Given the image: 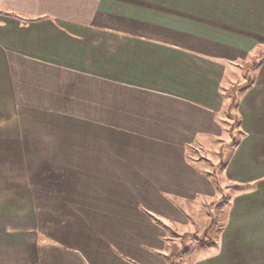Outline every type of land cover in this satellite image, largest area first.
<instances>
[{
  "label": "crops",
  "instance_id": "crops-1",
  "mask_svg": "<svg viewBox=\"0 0 264 264\" xmlns=\"http://www.w3.org/2000/svg\"><path fill=\"white\" fill-rule=\"evenodd\" d=\"M261 48L264 0H0V264H170L226 188L189 263L264 264ZM244 71L215 177L189 150L223 135Z\"/></svg>",
  "mask_w": 264,
  "mask_h": 264
},
{
  "label": "rangeland",
  "instance_id": "rangeland-1",
  "mask_svg": "<svg viewBox=\"0 0 264 264\" xmlns=\"http://www.w3.org/2000/svg\"><path fill=\"white\" fill-rule=\"evenodd\" d=\"M264 53V48H261L258 52V57L250 63L246 65V69L252 68V66L259 62V55ZM252 76V73L250 74ZM249 76V77H250ZM248 78V77H247ZM246 78V71L244 74L236 73L235 76H229L226 83V90L225 92H229L230 97L234 98L235 96L238 98L240 92H234L232 94V90L235 87L245 85L248 81ZM237 90V89H236ZM232 98V99H233ZM235 102V106H236ZM235 108L231 111L227 112L225 116V120L223 122L224 126V133L222 136L219 137L218 140H205L204 142L207 144L206 146H197L191 148L189 150V155L198 162V166L206 169L210 172L211 175L218 174V170H220L227 162L228 156L230 154V149L232 148L231 145L238 141L241 136V129L239 124V119L236 117ZM203 142V143H204ZM202 143V144H203ZM222 147V153L220 152V148ZM233 194V190L225 189L223 194H218L217 198L213 201L212 209L210 211V221L208 224V220L206 226L203 224V228H201V214L208 213L206 207L199 203L198 205L195 204L192 209L196 214L193 217L192 224L187 229H183V233L189 234L187 237H175L170 236L171 244V251L168 254V257L171 255L178 254L181 251H187L186 255L181 256L178 259V263L181 264H190V259H192L195 255L202 254L203 251H207L209 248L208 246L214 245L217 242L219 232L224 225L225 218H226V209L224 206V202ZM223 210V211H222ZM205 226V227H204ZM207 233V237L205 238L204 235ZM167 257V258H168Z\"/></svg>",
  "mask_w": 264,
  "mask_h": 264
},
{
  "label": "trees",
  "instance_id": "trees-1",
  "mask_svg": "<svg viewBox=\"0 0 264 264\" xmlns=\"http://www.w3.org/2000/svg\"><path fill=\"white\" fill-rule=\"evenodd\" d=\"M259 58H260V61L259 63L257 64H254L252 68H257L261 62L264 60V53H262L261 55H259ZM251 83V80H248V82L245 84V85H241V86H238V87H235L233 90H232V94L236 91L238 92L239 90L243 89V88H246L247 86H249V84ZM237 89V90H236ZM224 96L226 97L227 101L229 102V107H228V111H231L233 108H235V102H237V97L235 96L233 99L230 97L229 95V92H225ZM236 145V142L233 143L231 145V147H234ZM216 184L218 183L217 181H215ZM187 237V236H186ZM204 237L206 238L207 237V233L204 235ZM188 252L187 251H181L179 252L178 254H175V255H171L170 257H168V261L170 262V264H181V263H178V259L183 256V255H186Z\"/></svg>",
  "mask_w": 264,
  "mask_h": 264
}]
</instances>
